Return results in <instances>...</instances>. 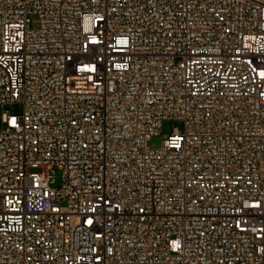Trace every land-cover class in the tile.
Instances as JSON below:
<instances>
[{
	"label": "built area",
	"instance_id": "built-area-1",
	"mask_svg": "<svg viewBox=\"0 0 264 264\" xmlns=\"http://www.w3.org/2000/svg\"><path fill=\"white\" fill-rule=\"evenodd\" d=\"M14 104L0 264H264V0H0Z\"/></svg>",
	"mask_w": 264,
	"mask_h": 264
},
{
	"label": "rangeland",
	"instance_id": "rangeland-1",
	"mask_svg": "<svg viewBox=\"0 0 264 264\" xmlns=\"http://www.w3.org/2000/svg\"><path fill=\"white\" fill-rule=\"evenodd\" d=\"M20 112H21V106L19 104L4 105L3 107H0V128L2 127L1 119L3 113L18 115L20 114ZM176 127L181 128V123L177 121H165L162 128V134L152 137L148 145L154 149L160 148L163 141L174 132V129ZM51 174L53 176V181H54L52 186L60 187L63 181L62 171L59 168L54 167L51 170Z\"/></svg>",
	"mask_w": 264,
	"mask_h": 264
}]
</instances>
